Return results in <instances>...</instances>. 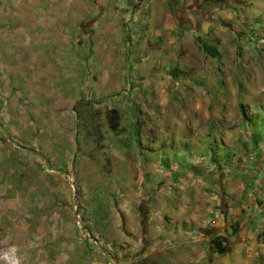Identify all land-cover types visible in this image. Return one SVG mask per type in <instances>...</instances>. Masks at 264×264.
I'll return each mask as SVG.
<instances>
[{"label": "crops", "instance_id": "1", "mask_svg": "<svg viewBox=\"0 0 264 264\" xmlns=\"http://www.w3.org/2000/svg\"><path fill=\"white\" fill-rule=\"evenodd\" d=\"M220 2L0 0V122L22 146L67 172L70 161L80 157L77 145L87 142L79 141V114L87 102L118 108L102 101L98 90L115 93L134 61L151 50L171 47L180 56L188 50L177 37L181 28L191 32L209 25L208 15L221 9ZM82 82L95 85L93 99L81 93ZM119 136L118 143L134 145ZM126 154L129 159H119L134 177L127 184L130 233L123 248L92 252L84 234L73 252L71 218L55 200L56 175L67 174L48 169L42 158L0 131V264H264L263 141L255 145L244 138L242 154L220 156L216 173L212 163L205 176L195 175L199 168L190 179L178 176L172 198L151 184L139 186L129 163L133 151ZM32 174L47 184H30L23 197ZM214 237L226 239L227 251H216ZM65 244L68 252L62 251Z\"/></svg>", "mask_w": 264, "mask_h": 264}, {"label": "rangeland", "instance_id": "2", "mask_svg": "<svg viewBox=\"0 0 264 264\" xmlns=\"http://www.w3.org/2000/svg\"><path fill=\"white\" fill-rule=\"evenodd\" d=\"M218 5L221 9L208 15L213 20L209 25L191 32L181 28L177 37L188 50L182 49L180 56L171 47L151 50L134 61L115 93L108 87L98 90L106 104L118 103L122 126L118 131L108 125L106 112L112 106L90 100L80 111L79 141L87 142L77 145L80 157L70 161L68 176L55 179V200L64 204L65 218H71L73 252L79 250L76 241L84 234L92 252L121 251V241L129 236L125 206L127 184L134 176L128 175L127 161L119 156L129 159L126 153L133 151L129 163L137 173L135 182L159 187L172 198L178 176L190 179L196 168L195 175L205 176L212 163L217 172L220 156L227 160L242 154V140L253 128L243 124L244 115L264 110V0H222ZM202 43L214 46L219 56L208 55ZM96 69L92 66L91 71ZM83 83L81 93L93 99L95 85ZM119 134L134 145L118 143ZM17 176L21 178L20 173ZM31 177L33 182L25 179L23 197L30 184H47L34 174ZM72 182L78 188V213ZM62 251L68 252L66 244Z\"/></svg>", "mask_w": 264, "mask_h": 264}, {"label": "trees", "instance_id": "3", "mask_svg": "<svg viewBox=\"0 0 264 264\" xmlns=\"http://www.w3.org/2000/svg\"><path fill=\"white\" fill-rule=\"evenodd\" d=\"M203 49L206 51L208 55L211 57L219 56L217 49L212 46V45H206L205 43H202ZM87 102V100L85 101ZM242 112H244V109L242 108ZM258 113L255 116H245L243 119V124L246 126L252 128L250 129V132L247 131L246 133L248 137L251 139V141L255 144L258 145L261 141L264 142V110L261 108L258 109ZM106 116L108 119V125L111 130L113 131H118V126H119V119H120V113L118 108L116 107H111L108 109L106 112ZM263 120V121H262ZM247 128L245 127V130ZM117 133V132H116ZM214 248L216 249L217 252H225L228 249V242L226 241L225 238L221 237H214L211 240Z\"/></svg>", "mask_w": 264, "mask_h": 264}, {"label": "water", "instance_id": "4", "mask_svg": "<svg viewBox=\"0 0 264 264\" xmlns=\"http://www.w3.org/2000/svg\"><path fill=\"white\" fill-rule=\"evenodd\" d=\"M0 109H1V102H0ZM0 131L2 132V134L8 139L10 140L12 143H14L15 145L19 146V147H22V148H25L26 150L32 152V153H35L36 155H38L40 158H42L47 166L48 169L50 170H54V171H58V172H61L62 174H67V172L63 169H59L57 168L55 165L53 164H50L49 160L38 150L34 149V148H30V147H24L22 146L20 143H18L11 135L10 133L8 132V130L2 125V123L0 122ZM72 186H73V190H74V194H75V199L77 201V213L79 212L80 210V205H79V202H78V188L76 187V184L74 182H72ZM81 226L83 227L84 230H87V228L84 226L83 222L81 221L80 222ZM94 242L96 244H98V242L96 240H94ZM99 248H102L100 245H98ZM106 252V251H105Z\"/></svg>", "mask_w": 264, "mask_h": 264}]
</instances>
